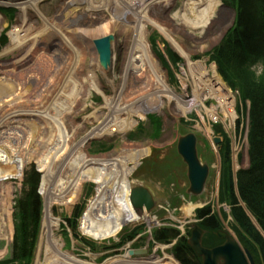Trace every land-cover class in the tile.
<instances>
[{
	"label": "bare ground",
	"instance_id": "bare-ground-1",
	"mask_svg": "<svg viewBox=\"0 0 264 264\" xmlns=\"http://www.w3.org/2000/svg\"><path fill=\"white\" fill-rule=\"evenodd\" d=\"M77 1L82 2L81 0ZM144 1L114 0L112 3V0H108L107 6H102L98 0H86L88 9L85 12L77 13L75 17L68 16V12L61 15L58 7L59 13L49 19L39 9V5H43L44 1L0 0V6H15L19 9V15H24L27 11L25 8L26 4L30 5L33 14H37L42 19L45 29V31L41 32L43 26L37 24L31 26L28 22L20 21L18 27L14 26L11 32H8L9 42L0 52V130L10 120L26 117L21 114H28L38 117L41 122H48L49 126L55 130V139L62 140L51 143L46 159H44L42 149V168L44 165V171L42 170L41 181V233L39 228L40 238L37 250H35L36 258L34 264H40L43 252L49 264H102L95 262V260H88L92 254L91 244L84 248H89L87 249L88 253L81 252L82 249L80 250L81 255L86 256L81 261L71 258H57L55 256V249L63 246V240L56 231L58 225L54 223L56 214H58V209L54 204L56 191L60 189L61 183L67 177L63 179L65 173L74 161L85 152L88 143L92 139L109 137L112 134H124L128 129L133 128L140 118H144L146 112L161 113L164 107L175 117L195 110L200 118L198 127L205 132L211 131L209 121L214 119L221 120L226 125L227 131L233 130V120L236 117L234 109L236 97L221 80L216 67L214 65L207 67V63L205 65L203 60H192L190 50L185 43L175 38L171 33L172 25H165L162 22L158 25L156 22L147 19V12L150 7L156 6L160 11L168 13V5L177 0H148L146 4L142 5ZM178 1L185 7L181 5L176 11L169 14V20L173 25L180 26L183 31H186L185 27H197L199 20L201 23L211 18L216 20L219 16L221 17L220 13L215 12V7L220 0ZM100 8H107L108 10V15L101 13L103 18L108 17V19L100 30L104 34L109 33L101 37H95L94 34L91 35V38L87 34L88 30L84 20L89 21L93 18L92 23L88 26H99L102 23V19L98 16H93V13H97ZM188 15L189 18H186ZM139 16L140 19L148 21L152 29H159L171 42L174 49L185 57L188 76L179 75L183 91L178 92V90L170 86L165 69L161 67L159 62L160 59L156 53V55L153 53L154 50L151 47L152 44L148 34L150 29L146 25H140L138 32L134 36L121 33L119 39L113 37V29L116 25H120L118 26V32L125 25H128L127 29L132 28ZM42 34L47 36L51 34V37H53L52 44L55 43L56 47L60 45L62 49L58 52H56L57 50H51V46L41 42L43 40ZM57 34L60 35V38H57ZM72 35L78 38L79 46L75 44L78 51L66 49V38ZM108 36L113 37L110 41L112 56L110 64L104 68L100 61L96 41ZM214 37L216 38V35ZM73 38L71 37L70 39ZM83 39H86L87 44L81 46L85 42ZM20 40L25 45L27 44L26 51L10 59H2L3 56L12 53ZM42 45L45 48L44 54L41 56L39 50L40 48L43 49ZM54 45L51 47L52 49L56 48ZM118 47L122 53L118 50L120 57L118 66H120V69L118 71L119 83L117 88L113 81L114 79L108 77V72H113L115 69L117 64L116 48L118 49ZM16 51L20 53L19 49H16ZM100 76H102V79H106L105 83L102 84ZM104 84L114 86L116 89L115 94L106 95L103 91ZM188 88H191L192 94L189 93ZM187 91L191 96L188 95ZM93 93L101 95L104 103L100 105L98 110L93 109L91 114L88 113L81 116L77 123L73 118L75 108L78 106L82 109L85 106L90 107L92 103L90 96ZM210 97L216 100L217 103L213 102L211 106L205 105V101ZM200 106L204 109V113H200ZM18 115L21 116L15 117ZM205 116L208 117V121L205 120ZM64 120H67V123ZM90 121L96 124L89 130L87 123ZM63 124L64 126L69 124L68 135ZM35 125L36 121L34 120L33 129L38 136V129L37 126L35 128ZM63 135L65 136L63 137ZM79 135L81 138L78 139ZM38 138L41 142L39 136ZM211 138L214 143L215 138L218 139V143L222 142V138L218 135ZM63 146H65V150ZM196 147L199 149L197 136ZM134 149L132 147L124 148L123 154L121 158L119 156L118 160H116V164L112 165V163L102 162L96 167L93 166L94 177L106 187V191H104L103 196H100L88 209L85 208L82 212L79 221V234L95 239L99 243L107 244L111 240L117 241L128 224L144 222L151 226L157 222V219L149 213L144 212L141 215L135 213L129 203L128 192L135 181L133 178L129 179V170L125 165L128 161H131V164H138L139 156L135 155ZM146 151L149 154L150 147ZM238 171L236 170L235 172ZM209 176L210 169H208L207 178ZM217 176L219 179V173ZM233 181L236 184V174H234ZM94 198L96 196L90 202L94 201ZM237 199L239 205L245 207L239 196ZM55 202L59 205L57 200ZM202 205L201 195L189 197L183 209L186 213L184 217L187 214H191L192 211L195 213L197 209L204 207ZM228 207L230 210L229 205ZM249 215L252 219V224L254 222L258 226L257 230L264 237L262 228L257 224L250 212ZM171 218L174 219L173 216ZM149 223L152 224L150 225ZM72 239H75L74 236ZM150 241L154 246L152 253L147 257H143L142 260H140L141 258H137L138 260L132 258L131 261V256H129L131 254H148ZM173 243L164 245V243L156 242L151 238L142 249H133L130 250L131 252L126 251L121 256L110 257L106 260H109V262L112 260L120 261L128 252L129 255L119 264H181L172 251L170 254L173 256L165 252L168 247L174 246ZM161 245L166 246L165 251ZM72 247H76L74 243H71L70 248ZM135 251L140 252L135 253ZM196 257L200 259L201 264V257L198 255Z\"/></svg>",
	"mask_w": 264,
	"mask_h": 264
},
{
	"label": "rangeland",
	"instance_id": "rangeland-1",
	"mask_svg": "<svg viewBox=\"0 0 264 264\" xmlns=\"http://www.w3.org/2000/svg\"><path fill=\"white\" fill-rule=\"evenodd\" d=\"M41 1H44L43 2L44 4L39 5V9L49 19H51V17L54 16L55 14L59 13L57 10L58 7L60 9L61 15H64L68 12L69 13L68 16H74V17L77 15V13L78 14L83 13L86 11V9H88V4H86V0H81L82 2L80 1L76 2V0H41ZM98 1L101 2L102 6L103 5L107 6L108 0H98ZM113 2L114 0H112V3ZM147 2L148 0H145L142 5L146 4ZM142 5L140 6V9ZM181 5L182 4L178 0L175 1L174 3H170L168 5L169 7L168 13L166 11H160L156 6H152L149 8L147 12V19L152 22H156L158 25L161 22L165 25H172L171 33L174 35L175 38L185 43L187 48L190 50L191 59L194 61L203 60L205 65L207 63L206 66L210 67L211 65H213V63L209 61L208 53L211 52L212 48L220 42L223 36L224 37L226 36L227 32L231 28L232 14H233L232 10L231 8L227 6H222L221 1H219V4L217 3V6L215 7V12H218L221 14V17L220 16L218 17L219 19L216 18V20H214V18H211L209 20L202 21L201 23L199 20L197 27H194V28L185 27L186 31H183L181 30L180 26L173 25L169 20V17H170L169 14L176 11ZM182 6L185 7V5H182ZM0 7H4V6H0ZM25 8L27 11L25 12L24 15L23 14L19 15L18 14L19 9H17L15 6L4 7V10H0V41L2 42V38L5 37L2 43L6 42V35H5V32L3 31H6V33L11 32L14 26L18 27L20 21L28 22L30 23L31 26L35 24L41 25L43 26L41 32L45 31L44 23L42 22V19H40L37 14H33L30 5L26 4ZM101 13L108 15L107 8L106 9L100 8V10L97 11V13H93V16H98L100 19H102V23L99 26H88L92 23L93 18L89 21L84 20L86 28L88 30L87 34L91 38H92L91 35H94V34H95L94 35L95 37H101L109 33L107 32L106 34H104L100 30L101 26L108 19V17L103 18L101 16ZM140 16L136 19L132 28L127 29L128 25H125L124 27H122V30L118 32V29H119L118 26L120 25H116L115 28L113 29V32H114L113 37L114 38L116 37L119 39L120 37L119 35L121 33L126 34V35L129 34V36L130 35L134 36V34L138 32L140 25L142 26L146 25L150 29L148 34H149L150 43L152 44L151 47L154 50L153 53L154 54L156 53L157 57L161 60V61L159 60V62L161 64V67L165 69L164 71L166 72L167 79L169 77L168 82L170 86L178 90V92L183 91V85L181 87V80L179 78L180 77L179 75L188 76V70H187V64H186L185 57L179 54L174 49L171 42L166 38V36L163 33L160 32L159 29H154V28L152 29L150 26V23L146 20L140 19ZM186 18H189V15L186 16ZM74 22H75V18H74ZM78 26H75V27H78ZM60 31L62 32V30ZM215 35H216V38L214 37ZM48 36L46 34H42L43 40H41V42L43 44H48V46L52 47L55 44V43L52 44L53 37H51L52 36L51 34H49ZM71 37L72 38L74 37V38L70 39ZM57 38H60V35L57 34ZM77 39L78 38L75 35H72L69 38H66V42H67L66 49L70 51H73V49H75L76 51H78V49L75 46V44L79 46V42ZM83 40L85 42H83L81 46H84L87 44L86 39H83ZM8 42L9 41L7 40L5 46L8 44ZM51 47L50 49L53 51L57 50L56 52L62 49L60 45L56 47V44L54 45V47L56 48L52 49ZM42 48L43 49L40 48L39 50V54L41 56L44 54L45 46L42 45ZM3 49H1L0 52ZM16 49H19L20 53H18ZM26 49H27V44L25 45V43L22 40H20L18 46L13 49L12 53H9L6 56H3L2 59H10L15 55H21L26 51ZM167 49L171 50V52H173L177 56L178 60L175 64L170 63L169 62L170 60L167 61V63L162 61V55H164L167 60L169 59L166 55ZM116 50H117V64L113 72H108L109 73L108 77L110 79L112 78L114 79L113 81L115 83V86L118 88L117 86L119 83L118 71L120 69V66H118V62H120L119 52L122 53V51L119 47L118 49L116 48ZM197 56L198 58H194ZM215 67H216V71L219 77L221 78V80L224 82L227 88L231 91V93L236 97V102L234 103L236 117L233 120V126H232L233 130L232 131H227L225 127L226 125H224V123L219 119L218 120L214 119V120L209 121V125L211 128L210 132H205L201 130L198 127V121H200V118L195 110H192L190 113H187L185 115H179L178 117H175L174 115H172L171 112L166 107L163 108V112L161 113L146 112L145 117L139 119L138 123L140 124L137 123L138 125L136 124L133 128L128 129L126 133L112 134L109 137L92 139L90 143H88L85 152L74 161V163L70 166L68 171L65 173V176L63 177V179L71 173L72 169H74L80 163V161H83V160L91 161L94 163V167H96L99 163H102V162L104 163L108 162V164L112 163L113 165L114 163L115 164L117 163L116 160H118L119 156L121 158L124 148H130V147L135 148L134 149L135 155L139 156V158L137 157L138 164L137 165L131 164L132 162L128 161L125 165L127 169L129 170V176H128L129 179L133 178L135 182H144L145 184H148V186L152 187L153 190L156 191L157 193H160L162 190L166 191V188L164 186L169 187L167 192L174 194V197L173 198L168 197L169 195L168 194L166 197L164 195V198H167V201L169 202L170 207L167 208V206L164 205L162 208L155 211V215L157 219H159L160 223H162L161 225L165 224L166 222H173L176 225H178L179 223H183L184 230L182 232V235L185 234L186 236L187 235L186 230H188V227L191 226L190 223L188 222L193 221L195 217H194V211H192L191 214L189 215L187 214V216L184 217L186 213H185V210L183 209L188 199L186 195H183V193L185 192V189L188 186V181L186 178V166L181 161L180 157L176 153V141H177V137L179 134H184L189 131H193L198 136L200 157L202 158L203 161L206 160V162H208L209 164L210 163L212 164V168L210 169V176L206 184L207 188H205V191L201 196L202 203H203L202 206H206L207 204H209L216 213L218 212L220 221L222 223L221 228L229 230L234 235L236 240H238L239 242V239L237 238V235L233 231V228H232L234 221L232 220V218H230V216H228L229 211H230L229 207L225 202L219 201L218 190H219L220 182L223 176L221 174L222 169L221 167L217 166V163H221V155L219 151L214 150V148L216 149V144L212 141L211 137L221 135L220 137L222 138V142H224L225 139H227L226 137H223V134H225L228 137L230 141V147L232 150L231 157L234 160V162L232 160V170H231L233 177H234V174H237V172H235L236 170H240V169L248 167L247 132L249 129V123H248L249 103L247 99H243L242 96H240V92L238 90L236 91V89L232 88L225 81L224 77H222V74L219 73L217 66ZM255 68L256 69L258 68L257 70H259L260 66L257 65L255 66ZM168 70H172L174 73L171 72L169 76ZM257 73L258 72H256V74ZM174 74H175L176 80L174 78ZM100 81L103 84L106 82V79L105 78L102 79V76H100ZM103 91L106 95H109V94L114 95L116 92V89L114 86L112 87L110 84L109 85L104 84ZM188 91L190 94H192L191 88H188ZM189 93L188 95H190ZM90 101H92L91 103L92 105L90 104V107L85 106L84 109H82V108H79L78 106L77 108H75L73 118L77 123L79 122V119L81 116L87 115L88 113L91 114L93 112V109L98 110L100 108V105L104 103L102 96L99 94H95V93H93L90 96ZM213 102L217 103L216 100L210 97L209 99L205 101V105L211 106L212 105L211 103ZM199 108H200L199 110L200 113H204V109L201 106ZM21 115H24L26 117H31L36 121L35 128L37 126L38 133H39L38 136L40 137L41 142H42L44 159H46L51 143L55 141H62V140L55 139V130L49 126L48 122L46 121L41 122V120L36 116H30L28 114H21ZM21 115H18L15 117H19ZM152 115H154L155 118L156 117L159 118L160 121H159L158 129H160V131L158 130L157 133H154L151 136V133H153L154 130L152 126V120H149L148 118ZM205 118H206L205 120L208 121V117L205 116ZM64 122L67 123V120H64ZM94 124L96 123L91 122V121L87 123L88 129L90 130ZM68 126L69 124L68 125L65 124L64 126V128L66 129V134L68 133ZM80 132L82 131L80 130ZM65 135H63V137ZM80 135L78 139L81 138ZM63 141H66V140H63ZM107 145L110 146L109 149H98L99 146L101 147V146H107ZM123 146H129V147H123ZM149 147H150V152L152 151V149H154L152 154L150 153L147 154L148 151H146V149ZM63 148L65 150V146H63ZM127 156L129 157V155ZM44 163H45V160H44ZM33 166L37 167L39 165H37L36 163H31L29 165L24 166L21 170L14 168V167H10L7 171H5L0 176V181L2 179H6L4 183L2 181H1L2 183L0 182V204H1L0 205V218H3L6 221L4 228H0V238H1L0 239V259L2 260L5 259L9 251V243H10L9 241L11 240L10 230H13L12 228L10 229L9 227H11V218L14 216L13 207L16 203L18 196L20 195V191L22 188L20 180H22L21 177L24 176L25 173ZM42 170L44 171V165H43ZM39 171L37 169L38 174H39ZM93 172H94V169L93 167H91L88 169L87 172H85L82 175V177H79V178H82L81 183H80L81 190L78 194V197L75 199V201L70 207L62 206L61 208L60 204L59 205L56 204L55 202L56 198H55L54 204H55V207H57L58 209L57 210L58 214H56L54 223L56 224L58 220L61 218L60 220L61 223L58 222V224H56L58 225V227L56 228V231L58 232V234L63 240V246L61 248L55 249V256L57 258H71L74 260L81 261L86 258V256L81 255L82 254L81 252L84 251L88 253L87 249L89 248L87 249H84V248L91 244L90 249L92 250V254H91L90 259L87 258L88 260H91V261L95 260V262L102 263V264H119L121 261H124L126 256L129 255L128 252L125 254L124 258L120 261L112 260L109 262V260H106L110 257L121 256L125 253L126 249L122 250V244L119 242V240L112 241L115 243L112 244L111 246H108L107 242H106L107 244H104L103 242L99 243L95 239L84 236L83 234H79L80 233L79 232V228H80L79 221H80V217L82 216V212L84 211L85 208L88 209L93 204V202H95L100 196H103L104 191H106L105 190L106 187L103 186L98 181V179L94 177ZM217 172L220 175L219 179L217 176L218 174ZM11 176L14 177L13 180H9ZM38 188L40 189V185H38ZM216 188H217V191H216ZM233 191L235 193L236 198H238L237 188H235V184L233 187ZM2 192L3 193L6 192V194L8 195L6 199L3 198ZM38 193L40 192L38 191ZM94 196H96V198L93 199L94 201L90 202V200ZM3 205L7 206V211H2ZM41 206H42V202H41ZM41 206H40V210H41ZM79 207L81 208L80 209L81 211L78 213V215H76L77 219L75 220L76 223L73 229V227H71L68 224L66 219L68 220L71 217H73L74 212L77 209H79ZM165 208H167L169 211H167ZM243 209L245 210L246 214L250 217L249 212L246 209V207H243ZM1 212H3V214ZM170 213L174 216V219H170V215H171ZM223 213L226 214V218L223 217ZM41 215L39 217L40 221H41ZM65 216L67 218H65ZM3 219H1L2 222H3ZM63 222H65V224ZM251 222H252V219H251ZM62 224H64L65 226L62 227ZM141 224L145 225V223H142V222H137V223L135 222L133 224L127 225L126 233H124L122 235L123 237L121 236L120 238V240H123L125 237L126 238L125 242L131 243L130 246L127 247V249L128 248L129 249L130 248L142 249L145 246L148 237L146 236L144 238V237L139 236V239H138L137 237H135L137 235L136 233L138 230L131 231L134 227L139 226ZM253 225L256 228L258 227L257 225L254 224V222H253ZM39 228H40V233H41L40 223H39ZM66 230L68 231V233L70 234L72 233V236H74L75 238L74 240L71 238V240L66 241L63 238V234L65 235V232L67 233ZM40 233L38 230L37 237L35 240V245H34V248L36 250H37V245L39 243V238H40L38 234L40 235ZM140 233L141 235L144 234L143 232H140ZM7 238H10V239L8 240ZM71 243H74L77 248L76 247L70 248ZM167 243H171V242L168 241ZM167 243L164 242V245ZM174 243L173 245H175ZM152 244L153 243H151V241L148 244L149 245L148 254L129 255L131 256L130 257L131 261H132V258H135L136 260L141 258L140 260H142L143 257H147L149 254H151L152 251L154 250V246ZM164 245H161V246L164 248L163 250L165 251L166 246ZM173 247L174 246L168 247L167 251L165 252L171 255L170 253L173 250ZM160 253H161V250H160ZM113 255H116V256H113ZM35 258H36V251L33 256L32 264H34ZM104 259L106 260L105 262H103ZM40 264H49L47 262L44 252L42 253V259H41Z\"/></svg>",
	"mask_w": 264,
	"mask_h": 264
},
{
	"label": "trees",
	"instance_id": "trees-1",
	"mask_svg": "<svg viewBox=\"0 0 264 264\" xmlns=\"http://www.w3.org/2000/svg\"><path fill=\"white\" fill-rule=\"evenodd\" d=\"M223 2L236 9V20L222 41L213 48L209 59L215 61L225 81L232 88L237 89L243 99L249 101V164L248 167L237 172L235 188H237L239 199L264 231V0H223ZM4 39L5 37L2 38V42ZM168 54L171 59H174L173 61L178 60L170 51ZM257 65L260 66L259 70L255 68ZM150 119L154 126L153 134L157 133L159 120L153 116ZM33 126V119L19 117L10 120L0 130V176L10 167L21 170L31 163L39 165L31 167L24 175L23 188L14 205L15 232L12 257L1 261L0 264H30L34 256L41 215L43 157L42 143ZM223 137L227 139L220 143L223 177L219 187V201L230 206L229 216L234 221L233 231L240 244L252 254L254 264H264V237L252 224L250 217L239 205L235 196L231 173L230 141L225 134ZM93 166L94 163L91 161H80L65 178L56 194V200L61 208L62 206L70 207L73 204L81 190L82 178L79 177ZM37 169H40L41 179ZM38 185H40V194ZM2 196L5 199L8 197L6 192H2ZM80 209H77L73 217L67 220L73 229ZM2 211H7L6 205H3ZM196 217L200 220V226L205 229L202 244L208 247L219 244L221 240L217 238L215 232L222 227V223L217 213L207 204L196 210ZM223 217L226 218L225 213ZM1 219L3 218H0V228H4L6 221L3 219L2 222ZM187 233L189 234L188 231ZM153 236L159 242H168L170 239L177 238L172 252L180 263L200 264V259L189 247L186 237L179 236L177 229L162 227L156 229ZM65 238L69 241L67 234Z\"/></svg>",
	"mask_w": 264,
	"mask_h": 264
},
{
	"label": "water",
	"instance_id": "water-1",
	"mask_svg": "<svg viewBox=\"0 0 264 264\" xmlns=\"http://www.w3.org/2000/svg\"><path fill=\"white\" fill-rule=\"evenodd\" d=\"M113 37L108 36L97 40L96 45L100 55V61L104 68L110 64L112 52L110 41ZM218 143V139H214ZM177 152L187 165V178L189 181L188 192L193 195L200 194L208 175V165L201 163L196 148V135L189 132L180 135L177 141ZM129 201L135 213L142 214L145 211L151 212L156 206V199L152 190L143 184H136L131 187ZM203 230L193 224L188 244L196 255L201 257V264H254L250 252L241 247L238 241L229 230H218L217 236L224 241L214 247L208 248L201 244ZM131 252V251H130ZM140 251H135V253Z\"/></svg>",
	"mask_w": 264,
	"mask_h": 264
}]
</instances>
